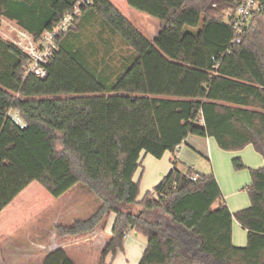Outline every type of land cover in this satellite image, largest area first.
<instances>
[{"label":"trees","instance_id":"trees-1","mask_svg":"<svg viewBox=\"0 0 264 264\" xmlns=\"http://www.w3.org/2000/svg\"><path fill=\"white\" fill-rule=\"evenodd\" d=\"M74 1L0 0V16L38 38ZM235 7L236 0H92L59 37L43 79L24 76L26 55L0 39L12 56H0V244L82 184L100 205L55 231L83 235L114 213L98 264L122 250L129 229L147 239L138 264H264V166L249 168L250 205L230 212L213 174L176 165L190 135L227 151L251 145L264 159V17L235 34L225 20ZM131 8L158 21L153 38L128 20ZM93 14L132 50L112 79L74 47L80 22ZM10 108L24 127L6 115ZM166 152L172 167L139 198L141 157ZM232 165L245 168L239 157ZM233 219L246 230L244 246L231 241ZM41 264L75 263L57 248Z\"/></svg>","mask_w":264,"mask_h":264},{"label":"rangeland","instance_id":"rangeland-1","mask_svg":"<svg viewBox=\"0 0 264 264\" xmlns=\"http://www.w3.org/2000/svg\"><path fill=\"white\" fill-rule=\"evenodd\" d=\"M128 20L143 35L150 39L153 38L157 32L158 21L135 9L131 8L129 10ZM77 34L78 37H76L73 33H68L66 38L74 35L72 37V39L75 41L74 47L80 52L82 60L89 68H91L96 73L107 77V79H112L115 75V72L121 70L126 58L132 52V50L119 37L113 35L110 30L102 24L100 18L95 14L86 16V18L80 22ZM0 56L8 62L12 59V56L9 54V52H6L2 48H0ZM186 141V143L183 142L182 148L178 150V160L176 162L177 168L184 171L190 167L195 172L200 174H214L216 179L218 176V179L222 184V188H220L221 193L224 196H227V192L231 190H238L237 194L233 197H226L228 206L231 208L239 206V209L248 207L250 205V200L248 193L245 190V186L250 183L249 168H259L258 166L253 167V164H256V161L260 162L262 157L257 152H255L251 146L247 148L244 147L239 151H227L220 149L212 141L211 143L209 142L210 144H207L205 138L203 137L190 135ZM241 151L247 152L249 159L246 158L244 160L241 155H238V152ZM236 156L241 157L242 161L246 165L245 168L240 170L234 169L232 165V158ZM141 158L142 169H140L136 176V178L140 180L139 198H141L147 190L151 189L159 182L160 178L158 179V172H160L159 174L161 175L166 174L172 167L170 161V152H166L161 159H156L150 155H146L145 157ZM68 193L72 194L74 197L85 199L86 204L92 211H94L101 203L94 193L82 184L75 185ZM66 196L67 194H64L59 197L50 207H53L59 203L61 204ZM50 207L39 212L33 220H30L24 224L11 236H9V238L2 242V247L6 248L4 250V255H9L8 248L11 246L9 241L13 237L19 236V241L23 240L28 244L30 243V240L34 238V231L32 230L33 221L38 217H44L45 213L48 211V209H50ZM110 215H112V213ZM108 216L105 220V223L108 221ZM104 224H101L100 226ZM240 233L241 232L238 231V236ZM131 234L133 235L134 232L131 231ZM24 237L26 239H24ZM138 240L145 244L147 239L145 236L138 235ZM141 246H143V244L141 245L138 243L136 247L128 251V254L125 256L118 253V258L115 257L116 259L112 260L114 261L113 263L133 264V258L137 252H140ZM100 252L101 251L97 252L93 249V253L89 254L90 264L99 263ZM112 261L109 263L111 264Z\"/></svg>","mask_w":264,"mask_h":264},{"label":"crops","instance_id":"crops-1","mask_svg":"<svg viewBox=\"0 0 264 264\" xmlns=\"http://www.w3.org/2000/svg\"><path fill=\"white\" fill-rule=\"evenodd\" d=\"M205 140L207 144L209 142L211 143L212 141L215 145H217L213 138L206 137ZM182 146L183 144H181L180 149L182 148ZM249 146L251 145H247L245 146V148ZM238 155H241V157L244 160L248 158V153L245 151L238 152ZM236 157H239V156H236ZM253 165H254L253 167H256V166H258L259 168L263 167L264 159L262 158L260 162L256 161V164H253ZM159 173L160 172H158V179L159 178L161 179V177L165 174L161 175ZM217 179H218V176H217ZM218 181L217 183L219 185V188H222L221 186L222 184L219 179ZM69 191L64 193V194H67V196L64 199V201H62L61 204L59 203L53 207H50L52 204L56 202V200L59 198L58 197L57 199H55L53 202H51L50 204H48L46 207L42 209V210H46L47 208L50 207V209H48V211L45 213L44 217H41V218L38 217L36 220L33 221L32 230L34 231V238L30 240L29 244L23 240H21L22 241V244H21V241H19V236L13 237L9 241L11 244L10 248H8L9 255H4V252H5L4 250L6 248L2 247V242L6 240L7 238H9V236H11L20 227L17 230H15L13 233H11L8 237L2 240L0 244V254H1L0 261L3 262V264H41L45 255L49 253L50 251H53L57 248H63L64 251L73 260L75 264H90L89 254L93 253V249L98 252V251H101V249L103 248L111 232L114 219H115V214L112 213V215H110L111 214L110 213L107 219L108 221L104 225L98 226L91 232H88L83 235L75 236V237L57 238L56 231H55L56 225L70 224L76 219H84L93 213V211L86 204L85 199L74 197L72 194L68 193ZM237 191L238 190H233V191L231 190L227 192V196L226 195L224 196L222 194L223 199L230 212H234L235 210H238L239 206H236L235 208L229 207L228 202L226 201V197L228 198L233 197L234 195L237 194ZM35 216H33L30 220H33ZM131 231L134 232L133 235L131 234ZM238 231L241 232L239 236H238ZM138 235H142V234L137 233L133 229L127 230L126 235L123 237L122 250H118L114 256L108 255L105 259V264H110L109 263L110 261L118 258L117 257L118 253H120V255L123 254L124 256L127 255L128 251L135 248L136 245L140 243L141 245L143 244V246H141L140 252H137V254L133 258V264H138L140 257L143 253V250L146 246V243L144 244L143 242L138 240ZM24 239L26 238L24 237ZM231 241L236 246H244L246 244V230H244L235 219H233L232 221ZM113 262L114 261H112V263Z\"/></svg>","mask_w":264,"mask_h":264},{"label":"built area","instance_id":"built-area-1","mask_svg":"<svg viewBox=\"0 0 264 264\" xmlns=\"http://www.w3.org/2000/svg\"><path fill=\"white\" fill-rule=\"evenodd\" d=\"M91 2L92 0H75L71 8L61 15L55 25L43 31L38 38L21 28L15 20L0 16V38L11 43L27 57L24 76L30 75L37 79H43L48 75L47 64L58 49L59 37L72 26L82 9L90 5ZM215 5L216 2L213 3V6ZM257 15L264 17V0H236L234 12L225 20L232 26L235 34H239ZM234 42H239V37H236ZM6 115L11 117L14 123L21 128L25 126L17 111L10 108ZM180 147L181 145L178 146V150ZM177 155L178 151L175 156L177 157Z\"/></svg>","mask_w":264,"mask_h":264}]
</instances>
